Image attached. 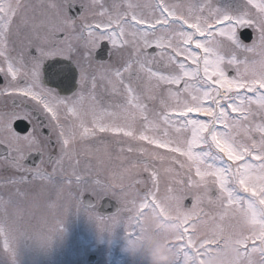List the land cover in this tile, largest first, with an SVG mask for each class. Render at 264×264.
Here are the masks:
<instances>
[{"label": "snow or ice", "instance_id": "1", "mask_svg": "<svg viewBox=\"0 0 264 264\" xmlns=\"http://www.w3.org/2000/svg\"><path fill=\"white\" fill-rule=\"evenodd\" d=\"M217 2L0 0L9 264L21 237L39 226L50 241L69 208L134 237L172 201L185 213L167 241L174 264L223 250L227 209L264 223V0ZM229 236L230 264H264V232Z\"/></svg>", "mask_w": 264, "mask_h": 264}, {"label": "rangeland", "instance_id": "2", "mask_svg": "<svg viewBox=\"0 0 264 264\" xmlns=\"http://www.w3.org/2000/svg\"><path fill=\"white\" fill-rule=\"evenodd\" d=\"M228 210V209H227ZM224 212V232L233 228L239 230L238 219ZM235 210V209H232ZM97 212V210H96ZM97 215L102 217L97 212ZM50 222H55L53 210ZM42 236L39 226L33 237L25 235L16 244V264H92L91 256L96 257L94 264H147L144 259H134L121 251V237L126 236L123 225L110 229L101 226L97 219L89 216L84 210L69 208L62 219L61 230L45 246H39L34 234ZM141 235V231L134 237ZM2 244V242H0ZM0 264H9L8 257L0 250Z\"/></svg>", "mask_w": 264, "mask_h": 264}, {"label": "clouds", "instance_id": "3", "mask_svg": "<svg viewBox=\"0 0 264 264\" xmlns=\"http://www.w3.org/2000/svg\"><path fill=\"white\" fill-rule=\"evenodd\" d=\"M162 204L168 213L167 219L159 212H148L144 217V228L137 238L121 237V251L134 258L144 259L147 264H174V256L167 241L176 237L185 218V213L178 210L172 201L162 199ZM227 215L238 219L239 231L244 234L259 235L264 232V223H254L250 215L239 209H228ZM225 240L223 250L216 254H210L205 259V264H230L235 256L238 245L229 233H222ZM37 245L45 246V241L38 233L34 234Z\"/></svg>", "mask_w": 264, "mask_h": 264}, {"label": "water", "instance_id": "4", "mask_svg": "<svg viewBox=\"0 0 264 264\" xmlns=\"http://www.w3.org/2000/svg\"><path fill=\"white\" fill-rule=\"evenodd\" d=\"M1 81V79H0ZM19 131H21L22 129H18ZM23 132V131H21ZM85 203H94V201H89L87 199H85ZM191 201H186V208L187 206H190ZM118 207V205H116V203L113 201L111 204H106L104 202L101 203L100 207H99V213L102 214V216L104 217H109L112 214H114V212L116 211V208ZM96 257H90L89 262L94 264L96 262Z\"/></svg>", "mask_w": 264, "mask_h": 264}, {"label": "flooded vegetation", "instance_id": "5", "mask_svg": "<svg viewBox=\"0 0 264 264\" xmlns=\"http://www.w3.org/2000/svg\"><path fill=\"white\" fill-rule=\"evenodd\" d=\"M231 2H232V0H218L217 6L224 8V7H227Z\"/></svg>", "mask_w": 264, "mask_h": 264}]
</instances>
